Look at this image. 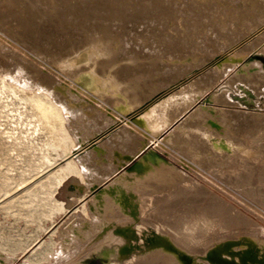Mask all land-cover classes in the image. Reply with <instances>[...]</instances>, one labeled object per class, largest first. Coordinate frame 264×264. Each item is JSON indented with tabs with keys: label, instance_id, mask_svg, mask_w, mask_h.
Returning <instances> with one entry per match:
<instances>
[{
	"label": "rangeland",
	"instance_id": "374dc122",
	"mask_svg": "<svg viewBox=\"0 0 264 264\" xmlns=\"http://www.w3.org/2000/svg\"><path fill=\"white\" fill-rule=\"evenodd\" d=\"M0 1V4L3 5H0V24L4 23L0 25V251L16 255L11 264H20L24 260L31 261V264H39V262L40 264H52L56 260L55 251L59 249L60 244L64 240L70 239L73 244L67 249L68 255L63 256L65 258L60 264L71 262L78 256H80L82 264H108L107 260L100 257L103 250L98 252L93 250L101 245L98 242L100 232L103 231V234L108 229L105 226L108 220L100 215L102 213L98 210H87L85 203L95 192L114 182L121 184L122 180H126L124 189L127 194H130V189H133L128 185L130 183L132 186L137 185L135 189H141L142 183L138 180L136 182L128 180L126 173L128 172L130 176L133 175L132 167L142 161L150 152L156 154L175 170H179L180 173L166 169L163 164H157L150 169V172L137 173V178L145 179L151 173L159 184L166 182V184L172 185L173 189L179 188L178 190L186 192L189 190L187 199L195 210L205 207L209 201L214 204L215 201L221 200L232 207L231 211L225 212L227 217H231L232 222L236 218L235 212L238 213L244 221L240 224V228L247 230L252 238L255 237L258 244L264 241V8L256 5L261 2L263 4L264 0H256L255 4H252L251 0H237L238 2L236 0H39L40 2L25 0L26 3L23 0ZM3 1H6V4ZM18 17H20L19 20ZM104 23L107 28L104 27ZM36 27L37 29H34ZM102 29L105 30L103 35L109 39L111 35L107 34L108 30V32L111 31L110 33L119 36L118 40L111 38L108 41L110 57L113 56L111 58L113 61L114 56L121 57L124 54L135 62H139L140 57L138 58L134 50L141 54L149 53L151 55L153 53L152 55L156 56L154 65L150 66L148 63L149 66L147 65V70H143V73L138 70L137 78L146 82H144L146 84L144 87L148 89L146 90L148 92L154 93L159 88L163 90L162 94H166L173 90L174 92L168 94L167 102L171 104L178 102L182 105L176 109L175 114L173 113L174 116L173 114L170 116V120L164 122L165 124L161 122L157 126L159 129L148 131L147 128L141 126V129L146 130L145 133L147 132L152 139H147L141 148L134 150L135 154L116 171H112L110 174L101 173V171L94 172L73 158L72 162L75 163L77 171H71V173L68 170L60 169V166L65 164L64 155L72 154L74 150L83 151L95 142L105 149L106 159L111 164L114 155V142L105 135L116 126L121 125L123 121L105 131L103 128L111 126L112 123L103 120V123L99 125L96 118L85 116L83 110L66 107L44 81L50 80L53 76H59L58 78L62 79L66 75L68 78L65 76L63 79L67 82L64 81L71 84L70 86L74 89L78 86L80 97L84 100L89 99L94 103L106 101L105 98L96 94L94 96L90 91L84 93L83 86L75 78L62 72L57 66L55 67L53 56L50 57L53 53L55 57L59 56L63 49L76 45L85 35L93 38ZM11 32H14V36ZM17 32L18 34H16ZM82 32H86V34ZM19 36H23L25 39ZM27 39L30 43H27ZM74 42L76 43L74 44ZM170 45L173 47L172 50H168ZM177 50L184 55L192 56L193 54L195 57L192 56V58L199 55L204 57H202L203 60L199 58L200 60H198L201 62L198 63V61V64L196 63L192 67L188 61H184L187 62L184 64L179 54L172 55L176 59L167 55ZM226 55L234 57L235 60L229 61L231 63L228 65L226 63L222 67H216L219 71L222 68L220 72L216 68L214 71H209L211 67L213 68L212 61L216 57L221 56L222 58ZM160 56L164 58L161 59ZM238 56H241L240 59ZM48 71L50 72L48 73ZM212 72L215 73V76L211 74ZM251 74H254V77ZM174 76L179 81L176 82ZM250 76L253 79H250ZM196 78L200 80L199 85L191 86L187 97L180 98V89L176 90L175 87L190 83ZM190 93L194 96H191ZM28 95L41 98L46 107L51 103L58 107L61 106L59 108L63 116L62 125L69 136V142L65 148L56 145V135L52 136L46 125L39 119L35 113V107L28 101ZM234 101H237L235 106ZM103 104L107 105L109 109L111 108L107 101ZM149 105H146L142 110H145ZM206 107L219 111L221 125L228 126H222V132L226 139L234 135L233 137L238 140H235V144H231L229 150L226 151L229 157L225 152H223L224 155L223 153L219 154L213 147L212 139L209 140V136L216 138L212 132L213 125L206 116L197 113L201 120L200 126L198 125L202 134L201 141L203 144L212 145L211 148L214 150H207L206 154L209 157H213L215 154L213 157H216L215 162L219 159L218 163H213L215 167L201 164L196 160L198 157L194 158L195 160L192 157L188 158L189 156L173 147L167 140L173 130L190 113L195 109L202 110ZM230 110H236L239 114L235 116L229 112ZM98 113L99 118L102 119L104 113L101 108ZM72 114L73 117H71ZM225 117L226 119H224ZM124 119L127 121L129 118ZM186 137L190 138L188 134ZM80 142H82V146H79ZM243 143L246 149H249L248 153L244 150V153L240 152V149H244ZM237 144L239 147L241 146L240 149H237ZM117 145L121 148L124 146L122 142H118ZM134 147L137 146L134 145ZM190 152H193L192 147ZM190 164L192 165L190 166ZM59 174L60 177H58ZM76 174L86 185L96 181V189L94 188L95 190L90 194L79 198L70 194L67 191V186L78 178ZM159 175L163 178L162 181ZM195 181L197 182L195 184H199L207 190L208 195L195 193L196 196H194L195 189L191 186ZM136 195L133 199L136 201L135 205L138 210L140 211L142 208L148 211L149 209L148 214H141L143 219L139 218V215L132 218L130 222L126 221L132 225V230L135 231V240H140L143 235L153 232L160 224V221L155 220L149 214L159 211L162 200L154 198L148 201L144 193ZM71 200H73V205L64 209L63 207L67 206ZM152 205L155 212L151 210ZM157 205L158 208H156ZM123 214V217L130 215L129 205L124 207ZM221 218L220 215L215 214L208 229L215 228L213 231L216 230V232H227L234 229L232 224L226 226V221ZM83 219L88 221V225L81 228L80 232L74 231L73 227L84 223ZM237 234L242 235L241 232ZM132 252H128V255L134 253ZM123 262L126 264V260Z\"/></svg>",
	"mask_w": 264,
	"mask_h": 264
},
{
	"label": "bare ground",
	"instance_id": "6f19581e",
	"mask_svg": "<svg viewBox=\"0 0 264 264\" xmlns=\"http://www.w3.org/2000/svg\"><path fill=\"white\" fill-rule=\"evenodd\" d=\"M7 1H10V0H7ZM20 1H22V0H20ZM23 1H25V0H23ZM171 1H173V0H171ZM233 1H235V0H233ZM236 2H238V1L236 0ZM25 3H26V1H25ZM251 3L255 4L257 2H256V0H251ZM0 5H2V4H0ZM21 5L23 7V4H21ZM256 5L264 8V2H263V4L261 2L260 4H256ZM10 6H8V7H10ZM72 7H73V5H72ZM99 7H101V6H99ZM110 10H111V8H110ZM11 11H12V9H11ZM19 11H21V10H19ZM9 12H10V10H9ZM13 12H15V10H13ZM17 13L16 14L19 15V12H17ZM111 13H114V12H111ZM21 14H23V13H21ZM41 16H43V15H41ZM12 18L15 19V17H12ZM19 19H20V17H18V20ZM25 21H27V20H25ZM100 22H102V21H100ZM22 23H24V22H22ZM1 24H4V23H1ZM90 24H92V23H90ZM103 25H105V23ZM17 26H19V25H17ZM21 27H22V25H21ZM104 27L107 28V25H105ZM97 28H99V27H97ZM34 29H37V27ZM113 30H114V28H113ZM9 31H10V29H9ZM108 31H107V34L111 35L110 37L113 40L119 39L118 35L112 34V33H110L111 31L110 32H108ZM94 32L96 33V31H94ZM104 32H105V30H103V29L98 31L97 32L98 35H95V36L92 35L93 38H90L88 35H85L83 38H81L80 42H78V43H76L77 41L74 42V44L76 43V45H71L68 48H65L63 50L60 47L63 52L59 56L55 57L54 53L50 55V57L53 56L52 58L54 59L53 62L55 63V67L57 66L62 72H64V73L70 75L71 77L75 78L83 86L82 88L84 90V93H85V91H88V93L90 91L92 94H94V96L96 94L102 98H105L107 103H109L108 106L110 105L111 108L109 109L107 107V105L103 104L106 101H104L103 103H94L92 100H89L87 98H86L87 100H84L83 98H81L80 97L81 94L79 93L80 90H79L78 86H77L78 89L77 88L74 89L73 87L70 86L71 84L69 85L68 83H66L67 81L65 79H63L66 75L62 79L58 78L59 76L58 77L53 76L50 80L47 79L48 81H44V82H45L46 86L47 85L49 86L52 93L60 99L62 104H65L66 107L69 106V108H72L74 110L77 108L83 110L85 113L84 114L85 116L89 115V116L96 118V122L99 125H100V123H103L102 122L103 120H108V122L112 123V125L107 126V128H103V129H105V131H108L110 129V127L119 124L120 121H123V123L121 125H119L118 127L116 126L115 129H112L111 131H109L105 135L106 137L112 139V141L114 142V144H113V146H114L113 154L114 155H113V159H112L113 162L111 164L106 159L105 149L98 142H95V143L91 144L90 146H88L83 151L76 153V155H74V156L72 154L64 155L63 161L65 164H64V166H60L61 167L60 169H65V170H68L69 172H71V171L76 172L77 171L75 163L73 164V162H72L73 158L79 162H82L83 164L88 166V169L90 168V170H93L94 172L101 171V173H106V174L109 173L110 174V172L116 171V169H119V167L121 165H123V163L125 161L130 159L135 154L136 151H134V150L141 148L147 139L148 140L152 139V137L149 134H147V132L145 133L146 130L143 131L141 129V126H144L145 128H147L148 131L149 130L153 131L155 128H158L157 126H159V124L161 122L164 123L167 120H170V116H172L173 113L175 114L176 109L182 105V104L180 105L178 102H177L178 104L177 103L171 104V103L167 102V100H168L167 96L169 93H172L173 90L171 92H167L166 94H162L163 90L159 89V88H158V91H155L154 93L148 92V91H146L148 89H145V87H144L146 85L145 84L146 82L143 81L142 79L137 78L136 75L138 74L137 73L138 70H140L141 72L143 70H145L148 63L150 64V66L154 65L156 56L152 55L153 53L151 55L149 53L141 54L140 52L134 50V52L138 55V58L140 57L139 62H135L134 60L129 58L128 55H124V54H122L121 57H119L117 55L114 56V61H113L111 59V58H113V56L110 57V48L108 47L109 46L108 41L111 40V38L109 39L108 37L104 36L103 35ZM114 32H115V30H114ZM11 33H13V36H14V32H11ZM49 33H50V31H49ZM82 33L86 34V32H82ZM117 33H119V32H117ZM16 34H18V32ZM19 37L20 38L22 37V39L24 38L23 36H19ZM74 39H76V38H74ZM55 40H57V39H55ZM28 42L30 43V41H28V39H27V43ZM49 43H50V41H49ZM53 45H54V43H53ZM55 46L57 47V45H55ZM47 47H45V48H47ZM165 47H167V46H165ZM170 48L168 50L173 49V47H171V45H170ZM56 50H57V48H56ZM168 52H170V51H168ZM177 54H179L182 57L183 62L188 61L189 64L191 63L192 67L202 57H204V56L200 57V55H199L198 57L194 58L195 56L192 54V56H194L192 58L191 55H184L183 53H181L178 50L176 52L173 51L167 55H169L171 58H174V57H172V55L176 56ZM159 55H160V53H159ZM163 56H162V58H164ZM240 57H239V59H240ZM160 58H161V56H160ZM209 58H210V56H209ZM235 58H237V57L235 56ZM174 59H176V58H174ZM207 59H205V60H207ZM165 60H166V58H165ZM202 60H203V58H202ZM233 60H235L234 57H232L230 55H226L222 58H221V56H218V57H216V59L214 61H212V64H214V66H213V68L211 67V69L209 71H212V70L214 71V69L216 67H218V68L222 67V65L226 64V63L228 65V63L229 64L231 63L229 61H233ZM179 62H177V63H179ZM200 62L201 61H199L198 63H200ZM185 63H187V62H184V64ZM181 65H182V63H181ZM247 66H248V64H247ZM26 67H27V65H26ZM179 67H180V65H179ZM225 67L227 68V66H225ZM188 68H190L189 65H188ZM218 68H216V69H218ZM221 69H220V71H221ZM252 69H253V67H252ZM218 71H219V69H218ZM223 71H225V70H223ZM250 71H253V70L250 69ZM28 72H29V70H28ZM49 72L50 71H48V73ZM189 72H190V70H189ZM150 73H152V72H150ZM59 74H57V75H59ZM211 74H213V72ZM251 75L253 76L254 74H251ZM255 75H256V72H255ZM252 76H250L251 77L250 79H253ZM66 77L68 78V76H66ZM144 78H145V76H144ZM174 78H176V82L179 81V80H177L176 76H174ZM199 81L200 80L198 78H196V79H193L190 83L175 87L176 90H177V88L180 89L181 97L180 96L179 97L183 98V99L185 97H187V93H189L190 87L195 86V85H199ZM227 82H228V80H227ZM149 83H150V80H149ZM72 85H74V84H72ZM156 90H157V88H156ZM223 90H225V89H223ZM191 96H194V94H191ZM210 98L212 99V96ZM28 99H29L28 101H30V103L35 107V110H36L35 113L38 115L39 119L44 123V125H46V127L49 130V132L51 133V135L52 136L56 135V138H57L56 145H59V146L65 148V146L69 142V136L66 133V131L64 130V127L62 125L63 116L61 113V109L59 108L61 106L58 107L55 104H52V103L49 104L48 103L49 106L46 107L45 103L41 100V98L34 96V95L33 96L30 95L28 97ZM93 99H96V98H93ZM159 100H161L162 102L161 101L159 102ZM235 103L236 104H234V106L237 105V101ZM148 104H150V105L145 110H142ZM185 104H186V102H185ZM189 106H190V104H189ZM202 107H204V106H202ZM100 108L104 113L102 115V119L99 118L100 115L98 113V110ZM236 110L235 111L230 110L229 112H232L233 115L236 116L237 114H239V112L238 111L236 112ZM69 111H72V110H69ZM75 112H78V111H75ZM197 113H200L202 116H206L208 118V120L210 121V123L213 125V128H212L213 131L212 132H214V134L216 135V138H213V137L210 138L209 134H208V136H209V140L212 139V144H213V147L216 149V152H218L219 154L221 153V155L223 152L226 153V151L229 150L230 145L235 144V140H237V139L235 137H233L234 135L231 132L230 133L233 136H230L229 139H226V137L223 135V132H222L223 131V128H222L223 124L221 125V123H220L221 118H219V111L216 109H213V108L210 109V107L209 108H207V107L202 108V110H199V108L195 109L192 113H190V115H188L184 120H182L179 123V126L173 130L172 134H170V136L167 140L169 141V144H171L173 147L184 152L186 154V156H189L188 158L192 157L193 160H195L198 157L196 160L201 162V164L203 163V164H205V166L206 165L207 166H209V165L214 166L213 163H218L217 161L219 159L216 160V162H215L216 157L213 158L215 156V154L213 157H209L206 154L207 150L212 149L211 148L212 145L210 146L208 144H203V141H201L202 140L201 139L202 134H201V131L199 128V126H200L199 123H201V120H200V116H198ZM174 114H173V116H174ZM227 115H229V114H227ZM71 117H73V114ZM126 117L129 118V119H127V121L124 119ZM226 117L224 119H226ZM241 118H242V116H241ZM93 123H94V121H93ZM109 123H108V125H109ZM99 125H96V126H99ZM226 126H223V127H226ZM234 132L236 133L235 129H234ZM155 133H157V132H155ZM187 134L189 135L190 138L186 137ZM214 134H211V135L213 136ZM224 134H225V132H224ZM257 134H256V136H257ZM207 139H206V142H207ZM165 140H166V138H165ZM118 142H122L124 144L123 148H121L120 146L117 145ZM204 143H205V141H204ZM238 144H240V143H238ZM238 144L236 146L239 147ZM82 145H83L82 142H80L79 146H82ZM120 145L122 146V144H120ZM134 145L137 147L135 148ZM110 146L112 147V145H110ZM243 146H244V149L242 148V150H241L240 149L241 146L239 148L237 147V149H240V152L244 153V151H245L248 153L249 149H246V146L244 145V143H243ZM191 147L193 149V152H190ZM210 151H214V150L212 149ZM221 155H219V157H221ZM223 155H224V153H223ZM226 155L228 156L227 153H226ZM246 155H248V154H246ZM227 156H225V157H227ZM157 164H163L166 169L171 170L172 172H175V173H180V172H178L179 170L178 171L175 170L173 167H171V165H168L166 162L161 160L156 154H154L153 152H150V153L146 154V156L143 158L142 161H140L139 163H137L135 166L132 167L131 170L133 171V175L130 176V174L128 172L126 173V178L128 180H135V182H136V180H138V182L140 181L142 183L141 189L140 188L135 189V187L137 185L132 186V185H130L131 184L130 183L128 185L133 189H130V191H131L130 194H127V191L124 189V187H125L124 184H126L127 182H126V180H122L121 184L114 182L112 184H109L108 186H105L104 188L100 189L98 192H95L86 201L85 205L87 206V210H98L102 213L100 215L104 216V218H106L108 220L107 223L105 224V226H107L108 229L105 230V232L103 234H102L103 231L100 232L101 233L100 236L98 235L99 240L96 239V240H98V242L101 243V245L99 247L93 249V250H95V252L103 250V253L100 254V257L104 258V260H107L108 264H125L123 262L124 260H126V264H190L191 262H192V264H264V241H261L260 242L261 244H258L257 241L254 239L255 237L252 238L251 237L252 235L250 236L249 233L247 232V230L240 228V224L244 222L241 215H239L238 213L235 212L236 218L233 222H232L231 217H227L225 215L226 211H231V209H232L231 206L225 204L221 200L215 201L214 204H212L209 201L205 206L206 208L205 207L197 208V210H195L191 206L190 201L187 199L189 190H187L188 192H186L185 190H181V189L178 190L179 188L173 189L174 187L170 184H166V182L165 183L161 182L159 184L154 179V177L151 175V173H150V175L148 174L149 177H147L145 179L141 180V179L137 178V175L140 172H142V173L144 171L150 172V169H152L154 167V165H157ZM105 165H107V167H105ZM108 165H110L111 167H109ZM191 165L192 164H190V166ZM199 165H200V163H199ZM202 167H204V166H202ZM130 173H132V172H130ZM261 173H263V172H261ZM56 174H58V173H56ZM73 174H75V173H73ZM67 175H68V173H67ZM76 175L78 176V174H76ZM181 175H182V172H181ZM104 176H106V175H104ZM58 177H60V174ZM159 177L162 178L161 175H159ZM260 177H261V175H260ZM80 178L78 176V178H76V180L73 183H71L70 185L68 184L69 186H67V188H68L67 191L70 194H73L77 198L82 197L83 195L90 194L93 190L96 189L95 187L97 185L95 183L96 181L94 183L92 182V184H90V185H86L85 183L82 182V180ZM172 178H173V176H172ZM56 179H57V177H56ZM162 180H163V178L161 179V181ZM59 182H60V180H59ZM195 183H197V182L196 181L192 182V186H191L193 189H195L194 196H196L195 193H197V194L201 193V194H205V195L207 194L208 195V192L204 187L199 186V184L197 185ZM163 184H165V185H163ZM141 193H144L146 195V197L148 198V201L149 200L151 201L154 198H160L162 200V203L160 204L159 209H158L159 211L156 213H153V214H149V216L153 217L155 220L157 219L158 221H160V224L158 226H156L157 228L153 232H148L146 235H143L142 238H140L138 236L140 238V240H138V239L135 240V231L132 230V225H130L126 220H128L130 222V221H132L131 219L134 217H137L140 215L139 218H142L141 214H143V215L148 214L149 209H148V211H146L145 209L140 208V211H139L138 207L135 205L136 201L133 199V197H135L136 194L141 195ZM192 199H190V200L192 201ZM138 200H140V199H138ZM197 200H198V198H197ZM72 203H73V200H71L67 204V206H64L63 208L64 209L70 208V206L73 205ZM127 205L130 206V215L123 217V215H124L123 210H124V207ZM153 205H152V209H151L152 211H153V207L155 206V205L154 206ZM193 206H195V205H193ZM200 207H202V206H200ZM61 208H62V206H61ZM156 208H158V205ZM126 209H128V208L126 207ZM153 212H155V211H153ZM215 214L220 215L223 218V220L226 221V223H227V224H225L226 226L232 224L234 226V229L231 231H227V232H223V231L216 232V230L213 231L215 228L208 229V227L210 226V223L212 222V219H213ZM146 218H148V217H146ZM98 219H99V217H98ZM150 219H152V218H150ZM146 220H144V221H146ZM82 221L84 223L80 224V226H74L73 227L74 231L80 232L81 228L86 227L88 225V221H86V219H83ZM161 222H163V223H161ZM146 223H147V221H146ZM156 223H157V221H156ZM221 225H220V227H221ZM94 229H96V228H94ZM218 229H219V227H218ZM238 232H241L242 235L237 234ZM136 237H137V235H136ZM132 238H134V240H132ZM72 244H73V241L71 239L68 241L64 240V242L60 244L59 249H57L55 251V253H56L55 259L56 260H54L55 262L52 264H60V262H62V259L65 258L66 255H68L67 249ZM93 250H89V251H93ZM132 250L134 253L132 252ZM130 251L133 254L129 253V255H128V252H130ZM86 253H90V252H86ZM15 256H16L15 254H5L4 252L0 251V264H11L14 261ZM63 256H65V257H63ZM79 257L80 256L72 259L71 262H68L65 264H82V261L80 260ZM129 257H131V258L128 259ZM28 261L29 260H27V261L24 260L20 264H31V261L30 262H28ZM39 264H40V262H39ZM43 264H46V263H43Z\"/></svg>",
	"mask_w": 264,
	"mask_h": 264
},
{
	"label": "water",
	"instance_id": "95a60500",
	"mask_svg": "<svg viewBox=\"0 0 264 264\" xmlns=\"http://www.w3.org/2000/svg\"><path fill=\"white\" fill-rule=\"evenodd\" d=\"M79 152V150H74L73 152H72V155L74 156V155H76V153H78Z\"/></svg>",
	"mask_w": 264,
	"mask_h": 264
},
{
	"label": "flooded vegetation",
	"instance_id": "af4514ba",
	"mask_svg": "<svg viewBox=\"0 0 264 264\" xmlns=\"http://www.w3.org/2000/svg\"><path fill=\"white\" fill-rule=\"evenodd\" d=\"M86 264V263H85Z\"/></svg>",
	"mask_w": 264,
	"mask_h": 264
}]
</instances>
